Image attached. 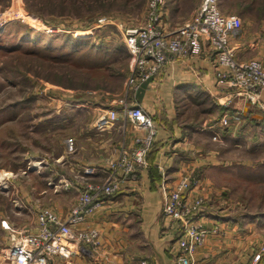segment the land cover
Listing matches in <instances>:
<instances>
[{"label":"rangeland","instance_id":"rangeland-1","mask_svg":"<svg viewBox=\"0 0 264 264\" xmlns=\"http://www.w3.org/2000/svg\"><path fill=\"white\" fill-rule=\"evenodd\" d=\"M146 3L0 0V217L23 224L36 220L43 207L55 211L52 201L73 200L72 207L76 187L105 179L82 182L81 175L92 167H82L77 157H92L93 148L106 147L100 146L99 133L109 127L99 131L95 120L106 109L119 110V99L132 96L127 76L133 59L122 29L144 22ZM219 9L241 17L239 31L248 27L252 32L256 19L264 17V0H221ZM224 125L230 124L226 120ZM131 126L132 134L141 133ZM245 132L214 134L209 142L196 134L203 150L212 147L222 159L186 170L198 179L205 225L209 220L241 223L243 233L253 237L247 250L252 263L264 264L259 262L264 253V125H247ZM115 137L119 140L120 134ZM60 186L72 192L57 197L52 187ZM213 227L210 233H221L218 225Z\"/></svg>","mask_w":264,"mask_h":264},{"label":"crops","instance_id":"crops-1","mask_svg":"<svg viewBox=\"0 0 264 264\" xmlns=\"http://www.w3.org/2000/svg\"><path fill=\"white\" fill-rule=\"evenodd\" d=\"M200 1L164 0L163 11L173 24L180 23L191 15ZM254 25L256 28L252 32L248 27L238 29L231 36V44L236 59L256 58L264 65V17L257 18ZM213 57V50L204 45L198 55L173 59L125 102L137 103L150 112L157 129L146 165L140 169V179L105 195L102 206L88 215L87 223L100 232L99 249L94 251L85 247L69 260L54 259L52 264H139L140 259L148 264H176L179 229L175 221L163 214L161 182L171 186L179 173L188 168L193 170L201 165L212 166L221 162L222 157L218 158L212 147L203 150L196 141H200L196 134H204L205 141L209 142L214 134L246 133L247 125H264V87L257 94H249L228 81H219L215 76ZM120 108L114 125L107 129V133H99L103 136L100 146L106 147H100V152L93 148L92 157H77L81 166L89 165L93 170L81 175L82 182L103 180L109 170V161L117 156L119 148L132 146L136 133L132 134V122L120 112ZM237 113L239 118L235 119ZM224 120L230 125H224ZM118 134L119 140L112 139V135ZM52 188L57 197L69 191L66 186ZM78 188L74 189V201ZM197 193L198 189L194 187L185 194L193 197ZM72 203L73 200L52 201L51 204L58 216L64 217ZM33 218L23 224L30 223L29 228L34 229L36 220ZM2 220L14 228L23 225L8 216L0 217L3 233L0 263L9 245V229L2 225ZM216 225L221 233H210L204 245L198 247L196 258L205 264H253L248 249L252 234H244L241 223L207 221L209 228Z\"/></svg>","mask_w":264,"mask_h":264},{"label":"built area","instance_id":"built-area-1","mask_svg":"<svg viewBox=\"0 0 264 264\" xmlns=\"http://www.w3.org/2000/svg\"><path fill=\"white\" fill-rule=\"evenodd\" d=\"M218 3L219 0H202L188 19L173 24L163 11L164 0H147L144 22L122 29L133 59L127 76L128 90L135 92L173 59L198 55L207 45L214 52L215 76L219 81H228L245 93L257 94L264 87V65L256 58L236 59L231 36L242 27V19L222 13ZM119 101L121 113L141 130L133 135L131 148L120 150L101 183L80 186L76 203L64 217L50 207H43L37 213L34 229L14 228L2 220V225L9 229V245L0 264H52L54 259L69 260L85 247L94 251L100 248L99 229L88 224L87 217L102 206L103 195L139 181V169L146 165V155L157 131L153 118L141 105L127 104L123 98ZM118 112L114 108L106 109L95 120V128L102 131L113 125ZM234 118L238 119L239 114ZM85 172L91 173L92 169ZM197 185L198 179L189 170L180 172L171 186L164 181L160 184L163 214L178 224L176 264H203L195 259V250L216 229L207 227L200 217V193L193 197L185 194ZM140 264L147 263L142 259Z\"/></svg>","mask_w":264,"mask_h":264},{"label":"trees","instance_id":"trees-1","mask_svg":"<svg viewBox=\"0 0 264 264\" xmlns=\"http://www.w3.org/2000/svg\"><path fill=\"white\" fill-rule=\"evenodd\" d=\"M220 1H221V0H219V3H220ZM219 3H218V4H219ZM148 152H149V151H148ZM147 155H148V153H147ZM147 155H146V157H147ZM263 254H264V253H262L261 256H260V257H261L260 260H259L260 263H261L262 261H264Z\"/></svg>","mask_w":264,"mask_h":264}]
</instances>
